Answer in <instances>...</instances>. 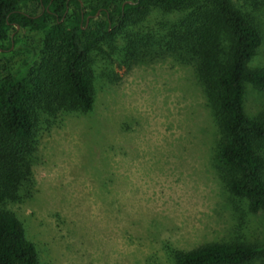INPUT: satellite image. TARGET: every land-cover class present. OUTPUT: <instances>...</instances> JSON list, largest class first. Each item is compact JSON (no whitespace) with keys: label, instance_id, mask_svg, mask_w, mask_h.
<instances>
[{"label":"rangeland","instance_id":"rangeland-1","mask_svg":"<svg viewBox=\"0 0 264 264\" xmlns=\"http://www.w3.org/2000/svg\"><path fill=\"white\" fill-rule=\"evenodd\" d=\"M161 17L152 12L145 28ZM260 20L263 42L250 66H264V13ZM8 34L15 40L4 41L0 69H18L41 35ZM95 72L94 112L41 130L32 196L11 207L40 262L171 264L167 245H264V213L231 196L208 163L212 127L185 68L165 59L127 70L97 59ZM243 103L249 116L264 111V93L247 84Z\"/></svg>","mask_w":264,"mask_h":264},{"label":"trees","instance_id":"trees-1","mask_svg":"<svg viewBox=\"0 0 264 264\" xmlns=\"http://www.w3.org/2000/svg\"><path fill=\"white\" fill-rule=\"evenodd\" d=\"M155 11L160 21L145 28ZM263 13L264 0H0V49L15 40L11 30L41 35L21 68L0 69V264H42L11 207L32 196L41 130L94 112L97 59L184 67L211 123L210 167L231 196L264 213V111L249 116L243 103L247 84L264 93V66L249 65ZM165 253L171 264H264V245L237 240Z\"/></svg>","mask_w":264,"mask_h":264}]
</instances>
